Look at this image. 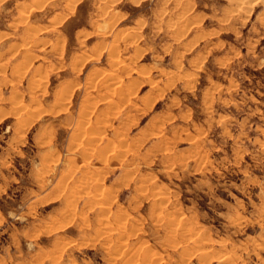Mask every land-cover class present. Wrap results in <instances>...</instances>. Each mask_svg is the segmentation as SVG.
Masks as SVG:
<instances>
[{"label":"rangeland","instance_id":"obj_1","mask_svg":"<svg viewBox=\"0 0 264 264\" xmlns=\"http://www.w3.org/2000/svg\"><path fill=\"white\" fill-rule=\"evenodd\" d=\"M0 264H264V0H0Z\"/></svg>","mask_w":264,"mask_h":264},{"label":"bare ground","instance_id":"obj_2","mask_svg":"<svg viewBox=\"0 0 264 264\" xmlns=\"http://www.w3.org/2000/svg\"><path fill=\"white\" fill-rule=\"evenodd\" d=\"M115 66H116V65H115ZM80 107H81V106H80ZM82 108H83V107H82ZM74 109H75V108H74ZM78 110H79V109H78ZM85 110H86V108H85ZM81 111H82V110H81V108H80L79 112H81ZM69 112H70V111H69ZM76 112H77V111H76ZM72 115H73V114H72ZM72 115H71V116L69 115V116L72 118ZM76 116H77V115H76ZM70 117H69V118H70ZM74 117H75V116H74ZM80 123H81V122H80ZM82 123H83V121H82ZM100 221H101V220H100ZM213 250H214V249H213ZM200 251H201V250H200ZM208 254H209V253H208ZM201 255H204V253H202ZM227 255H228V254H227ZM228 258H230V257H228ZM228 258H227V259H228ZM227 259L225 260L226 262H227ZM223 260H224V259H223ZM220 261H221V260H220ZM229 261H230V260H229Z\"/></svg>","mask_w":264,"mask_h":264}]
</instances>
